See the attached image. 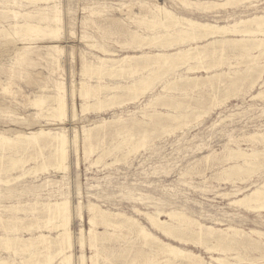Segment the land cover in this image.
I'll list each match as a JSON object with an SVG mask.
<instances>
[{
	"label": "rangeland",
	"instance_id": "1",
	"mask_svg": "<svg viewBox=\"0 0 264 264\" xmlns=\"http://www.w3.org/2000/svg\"><path fill=\"white\" fill-rule=\"evenodd\" d=\"M177 1L0 0V134L14 142L12 145L6 144L0 147V151L3 150L2 153L0 152V156L4 157L2 160L0 159V259L4 260V263L1 264L59 263L60 256L54 254L55 244L49 245V242H55L54 238L61 230L58 227L56 229L59 219L51 218L43 205L63 201L68 202L71 214L68 229L72 246L66 251L67 255H71V264H81L79 263L81 254L89 259L86 264H91V257L93 259L96 255L93 259L96 264H113L114 262L115 264H121L120 262L125 264L130 263L134 253L140 254L139 257L142 255V259L139 258L138 260L139 263L149 264L145 255H151V252L156 250L155 246L157 244H155L156 242L153 244L152 240L150 242L153 245L148 242L149 240L145 243L141 239V242H143L141 246L140 238H137V229L129 226L131 222L138 223L140 227L163 242L167 241V243L181 249L201 255L206 263H211V260L208 259L216 256L220 258H226L227 256L226 260L230 264L237 263L233 259L234 257H240L242 259L241 264H249V260H251L249 261L251 263L264 261V247L260 246L264 245V237L252 234L254 231L264 234V209L254 208L253 210L255 204H249V206L246 204L245 206L242 203H234L247 193L250 194L264 182V84L257 81V84L252 85L258 74L261 73L263 75L262 79H264V59L262 60L264 55L258 56V60L255 59L254 61L252 57L259 53V51H256L257 49L245 53L240 49L233 48L229 43H226L223 47L216 44L213 57L212 54L209 55L205 58L206 61L203 59L204 62L178 61L174 65L161 67L162 69L157 68L155 74H153L154 76H151V78L154 77L153 85L151 84V87L154 88L147 90L144 93L146 95H139L135 102H128L129 105L124 104L120 107L117 105L118 99L124 101L130 98V95L134 98V94L127 95V93L118 92L119 96L112 105L109 102L98 105L93 104V99L90 98L83 101V98L78 94L76 87H79L81 82H85L88 86L125 84L127 82V79L118 76L92 75L91 73L94 70L89 71L88 75L82 74L85 61L96 64L98 57H107V53H105L106 55L103 54V50L111 52L113 54L112 58L139 55L142 52L154 54L158 50H162L158 45L149 42L151 41L150 38L156 36L157 39L159 38L158 40L163 41L166 37H164V34L173 32L178 27L171 28V23L167 29L168 31H164L159 26L142 24L140 21L144 18L150 20L156 5L165 7L180 18H193L192 20L200 23L226 26L256 15L261 14L264 16V9H262L264 8V0H250L249 2L246 1L247 3L239 2L232 6L211 8V10L201 9L203 5L199 3L205 1L222 2L224 0H179V3ZM185 3L192 5L188 8ZM57 16L60 19L58 25H54L53 22L51 23L46 19ZM26 24L39 29L48 26L52 28L59 26L60 33L46 35L39 31H27L24 28ZM14 27L15 29H13ZM134 32H140L141 34H139L146 38L139 49L133 45H127L131 39V34ZM226 37L239 38L236 35H227ZM256 37L264 38V35L258 34ZM199 41L198 43L202 44L207 40L201 39ZM195 43L197 42L187 44ZM187 44H184V46H187ZM55 47H60L61 52H58ZM208 48L212 49L211 46H208ZM174 49H176V46L172 49L169 48L168 51L172 52ZM246 58H249L250 62H244L248 60ZM176 65L181 68H177V70ZM188 67L192 68L190 72L187 70ZM243 70L245 71L243 72ZM248 71L252 72L249 74ZM247 74L249 80L252 78L250 82L244 80L247 79ZM136 75V78L141 76V74L140 76L139 74ZM191 78H197V82ZM228 78L230 79L228 80ZM186 79L193 80V82L189 80L187 82ZM156 80L158 82H155ZM57 83L64 85L67 97L65 98L67 103L65 121L62 122L59 118L57 119L47 112L51 105V101L48 100L57 95ZM236 83L241 86L238 87ZM163 85H167L166 90L163 89ZM249 86H254V89ZM236 87L238 88L236 89ZM231 89L233 90L231 91ZM48 96L49 99H47ZM38 97H45L46 99V104L41 105V108L33 105V100L35 101ZM156 97L160 99L157 102ZM152 99L154 100L152 101ZM82 103H87L90 108L87 109L85 114L81 112ZM222 103L224 106H222ZM72 112L78 115L74 118ZM240 112L244 113L241 114ZM126 115H130V117ZM173 116L178 118H171ZM223 120L227 122L225 123ZM107 121L111 123H107ZM173 122L174 124H172ZM41 129L57 134L66 132L64 134L67 138L65 146L67 154L63 161L65 170L64 167L61 170L62 166L59 168L57 165L60 156L55 157L56 160L51 157V161L55 160L54 162L49 161L50 157H47L49 156L47 153H50L49 149L47 150L48 147L43 148L41 153L40 151L37 153L38 151L35 150L36 148L32 146L31 142L20 139L23 135ZM84 131L89 134L91 138L89 141L84 140ZM143 137L145 138L143 139ZM247 137L248 141L246 140ZM254 137L256 139H253ZM259 141L263 143L261 144ZM137 143L141 144L138 145ZM20 144L22 145L20 146ZM134 144L138 146H134ZM90 145L94 146L93 150L89 154L84 153L85 147L88 148ZM32 147L33 149H31ZM31 150L35 151L32 152ZM230 151L231 154H229ZM233 152H236L235 155L239 152L247 155L257 152V156L248 159L259 164L258 171L255 168L252 174L244 173L245 177H243V174L230 171L229 169L234 166L242 165V167L247 168L245 163H241L244 158L240 155L237 156L239 159L236 158ZM134 153L135 155H133ZM9 158L14 162L9 161ZM19 158H21L20 161ZM15 160L17 161L15 162ZM4 170L5 173H3ZM236 174L239 175L235 176ZM260 174L262 176H259ZM7 180L8 184L6 183ZM244 180L245 182H243ZM235 189L239 191L236 192ZM235 194L239 197L236 198ZM92 205L95 208L89 211L88 209ZM98 210L99 212L105 211L107 214L103 218L99 217ZM155 212H161L162 221L167 222L175 230H172L171 238L159 235L148 223L145 215L150 213V215H154ZM168 213H178L186 218L181 224V228L178 227L176 220H170L166 217ZM93 215L98 217L96 216L94 224L90 225L88 221ZM119 216L125 220L123 221ZM105 219H110L112 223L116 222V224L124 225L125 223V226L114 228L113 225L110 226L105 222H101ZM199 225L203 228V234L207 233L208 228L213 229L212 236L209 237L208 234H204V236L208 235L204 238V242L208 246L204 242L198 244L199 242L196 240ZM90 229L92 232H89ZM80 230H82V235ZM192 230L193 232H191ZM221 231L224 234L223 243H225V246H227V243L230 244L231 248H234L229 250L230 247L228 246V251H226L227 247L220 251H207V247L216 244L215 239H212V237L217 236L218 233L219 237L223 236ZM233 231H241L242 234L232 233ZM188 232L191 233V236L193 234L194 236L190 238ZM86 233H90V235ZM39 234H44L49 239L47 241L39 240L40 238L37 239ZM225 234L227 235L225 236ZM93 236H97L93 242L95 247L90 248V243L93 241H90V239H93ZM15 237L24 239L36 237V246L28 249L22 241H17V243L16 240L14 245L13 240ZM194 237L195 240H193ZM208 237L210 240H208ZM10 238L11 248L6 251L3 247L7 245V241L4 242V240ZM180 238L183 240H180ZM81 239L84 242L83 249L80 246ZM252 240H255V242ZM38 241L40 244L37 243ZM147 244L149 245L145 248ZM139 246L143 251L140 252L137 249ZM121 248L123 251H121ZM231 250L232 252H230ZM207 252L208 254H206ZM109 259L111 262H109ZM212 264L216 263L213 262Z\"/></svg>",
	"mask_w": 264,
	"mask_h": 264
},
{
	"label": "bare ground",
	"instance_id": "2",
	"mask_svg": "<svg viewBox=\"0 0 264 264\" xmlns=\"http://www.w3.org/2000/svg\"><path fill=\"white\" fill-rule=\"evenodd\" d=\"M45 1H47V0H45ZM176 1V0H175ZM179 1V0H178ZM177 1V2H178ZM181 1V0H180ZM246 1H250V0H224V1H222V2H215V1H205L204 3H199V4H201V5H203L202 6V8L201 9H204V10H207V9H210L211 10V8H222V7H225V6H232V5H234V4H236V3H239V2H246ZM256 1V0H255ZM197 2V1H196ZM171 3V2H170ZM179 3V2H178ZM247 3V2H246ZM251 3V2H250ZM254 3V2H253ZM258 3V2H257ZM137 4V3H136ZM144 4H146V3H144ZM187 6H188V8H189V6L190 5H192V4H189V3H185ZM195 4V3H194ZM199 4H197V5H199ZM249 4V3H248ZM196 5V4H195ZM200 5V6H201ZM251 5V4H250ZM259 5H261V4H259ZM142 6V5H141ZM179 6V5H178ZM240 6V5H239ZM242 6V5H241ZM257 6V5H256ZM139 7V6H138ZM145 7V6H144ZM182 7H183V5H182ZM197 7V6H196ZM235 7V6H234ZM185 8H187V7H185ZM195 8V7H194ZM199 8V7H198ZM232 8V7H231ZM236 8H238V7H236ZM251 8V7H250ZM256 8V7H255ZM258 8V7H257ZM176 9V8H175ZM184 9V8H183ZM235 9V8H234ZM233 9V10H234ZM245 9V8H244ZM262 9H264V8H262ZM191 10V9H190ZM245 10H247V9H245ZM259 10V9H258ZM148 11V10H147ZM214 11V10H213ZM192 12V11H191ZM202 12V11H201ZM204 12V11H203ZM209 12V11H208ZM216 12V11H215ZM214 12V14H216ZM152 13V12H151ZM197 13V12H196ZM261 13H262V11H261ZM148 14V13H147ZM153 15L151 16V18H150V20H148V19H145L144 18V20H142V21H140V22H142V24L144 23V24H151V25H153V26H159L160 27V29L161 28H163L164 29V31L165 30H167L170 26H171V28H175V27H178V28H176L173 32H168L167 34H164V37H165V40H158L157 38H156V36L155 37H153V38H150V40L151 41H149V42H152V44H154V45H158V47H160V49L162 48V50H158L156 53H154V54H149V53H145V52H142V53H140L139 55H131V56H123V57H120V58H112L111 56H113V54L111 53V52H109V51H105V50H103V54H105V53H107V57H98L97 59H96V64H93V63H89V62H87V61H85L84 63H83V70H82V74H89V71H92V70H94L91 74L92 75H97V76H99V75H101V74H104V75H109V76H118V77H120V78H124V79H127V82H125V84H120V83H115V84H112V85H102V84H97V85H91V86H88L85 82H81L80 83V85H79V87H76L77 88V90H78V94L80 95V97L81 98H83V101L85 100V99H93V104H101V103H105V102H109V103H111L110 105H112L113 104V102H115V100H117V98H118V92H123V93H127V95H130V94H134V98H133V96L132 95H130L129 97L130 98H128L127 100H124V101H119V99H118V101H117V105H118V107H120V106H124V104L126 105V104H128V102H131L132 103V101H134L135 102V100H137V98H138V96L139 95H143L147 90H149L150 88L151 89H153L154 87H151V84L153 83V79H154V77L153 78H151V76H154L153 74H155V71H156V69L157 68H164V66H171V65H174V63L176 64V62H178V61H187V62H195V61H202V62H204L203 61V59L206 61V57H208L209 55H211L212 54V57H213V53L216 51V47H215V45L216 44H219L220 46H222L223 47V45H225L226 43H229V44H231L232 45V47L233 48H236V49H240V50H242V51H244L245 53H248L247 51H250V50H253V49H257L256 51H259V53L256 55V56H253L252 57V60L254 59V61H255V59H257L258 58V56H262V55H264V38H257L256 36L258 35V34H262V35H264V16L263 15H256V16H253V17H250V18H248V19H245V20H241V21H239V22H235L233 25H230V26H226V25H217V24H211V23H200V22H197V21H194V20H192V19H188V18H180V17H177L173 12H171V11H169L168 9H166L165 7H162V6H157L156 5V7H155V9H154V11H153V13H152ZM201 14V13H200ZM207 14V13H206ZM211 14V13H210ZM178 15V14H177ZM54 16V15H53ZM144 17V16H143ZM231 17H232V15H231ZM234 18V17H233ZM241 18V17H240ZM48 21H50L51 23L53 22L54 23V25H58V22H60V19L58 18V16L57 17H54V18H46ZM143 19V18H142ZM47 20H45V21H47ZM231 20V19H230ZM236 20V19H235ZM229 21V20H228ZM212 22V21H211ZM172 23V25H170L169 26V24H171ZM219 23V22H218ZM233 23V22H232ZM229 24V23H228ZM49 25H51V24H49ZM148 27V26H147ZM27 31H39V32H42V33H45L46 35H48V34H55V35H57V34H59L60 33V28H59V26H57L56 28H52V27H46V28H44V29H39V28H37V27H35V26H32V25H29V24H26L25 25V27H24ZM13 29H15V27L13 28ZM37 29H39V30H37ZM153 29V28H152ZM159 29V28H158ZM163 29H162V31H163ZM139 31V30H138ZM151 31V30H150ZM156 31V30H155ZM161 31V32H162ZM163 31V32H164ZM168 31V30H167ZM171 31V30H170ZM38 32V33H39ZM158 32H160L159 30H158ZM162 32V33H163ZM15 33V32H14ZM131 33V32H130ZM140 33V32H139ZM139 33H137V32H134V33H132L131 34V39H130V41H129V43L127 44L128 46L129 45H133L135 48H141V44L143 43L144 44V40L146 41V38H145V36H141ZM150 34V33H149ZM156 34V33H155ZM227 35H236V36H238L239 38H228V37H226ZM147 37V36H146ZM162 37V36H161ZM162 39H164L163 37H162ZM201 39H206L207 41L205 42V43H202V44H199L200 43V41L199 40H201ZM148 40V39H147ZM198 41H199V43H198ZM203 42H204V40H202ZM193 43V42H197V43H195V44H190V45H188L187 43ZM151 44V45H152ZM184 44H187V46H184ZM150 45V44H149ZM148 45V46H149ZM150 45V46H151ZM123 46V45H122ZM153 46V45H152ZM176 46V49H174V51H172V52H170V51H168V49L169 48H171L172 49V47H175ZM177 46H179V47H177ZM208 46H211L212 47V49L210 50L209 48H208ZM120 47H121V45H120ZM157 47V48H158ZM55 48H57V51L58 52H61V50H59L60 49V47H55ZM133 48V47H132ZM153 48V47H152ZM156 48V49H157ZM217 48H218V46H217ZM62 49V48H61ZM155 49V50H156ZM150 50V49H149ZM222 50V49H221ZM151 51V50H150ZM254 51V50H253ZM240 52V51H239ZM151 53V52H150ZM222 53V52H221ZM112 54V55H111ZM106 55V54H105ZM218 55H220V54H218ZM252 55V54H251ZM115 56V55H114ZM244 56V55H243ZM250 56V55H249ZM245 57V56H244ZM243 57V58H244ZM242 58V57H241ZM242 58V59H243ZM250 58V57H249ZM249 58H246V59H248V60H245L244 62H250V59ZM260 58V57H259ZM264 58H262V60H263ZM224 60V59H223ZM258 60V59H257ZM259 60H261V59H259ZM261 60V61H262ZM243 62V63H244ZM260 62V61H259ZM57 63V62H56ZM180 63V62H179ZM179 63H177V64H179ZM198 63H200V62H198ZM224 63V62H223ZM264 63V62H263ZM242 64V63H241ZM254 65H256L255 63H254ZM253 65V66H254ZM221 66V65H220ZM176 67V69L177 68H181V67H178L177 65L175 66ZM246 67V66H245ZM251 67V66H250ZM264 67V66H263ZM161 68V69H162ZM247 68H249V67H247ZM256 68H258V67H256ZM192 68L191 67H188L187 68V70L190 72V70H191ZM230 69H231V67H230ZM255 69V68H254ZM171 70V69H170ZM178 70V69H177ZM234 70V69H233ZM246 70V69H245ZM245 70H243V72L245 71ZM259 70V72H261L260 71V69H258ZM173 71V70H172ZM257 71V70H256ZM174 72V71H173ZM187 72V71H186ZM236 72V71H235ZM242 72V73H243ZM249 72V74H250V72H252V71H248ZM264 72V71H263ZM188 73V72H187ZM239 73V72H238ZM237 73V74H238ZM246 73V72H245ZM136 74H139V76H140V74H141V76L140 77H135V75ZM143 74V75H142ZM169 74V73H168ZM171 74V73H170ZM227 74V73H226ZM253 74H255V73H253ZM253 74H251V75H253ZM180 75V74H179ZM178 75V76H179ZM223 75H225V74H223ZM223 75H221V76H223ZM232 75H234V74H232ZM243 75H245L244 73H243ZM248 75V74H247ZM83 76V75H82ZM86 76V75H85ZM137 76V75H136ZM177 76V75H176ZM175 76V77H176ZM255 76V75H254ZM262 76L263 75H261V73L260 74H258V76H257V78H256V80L253 82V84L252 85H254V83H256L257 81H260V82H262V84H264V79H262ZM179 77H182V76H179ZM213 77V76H212ZM239 77V76H238ZM244 77V76H243ZM242 77V79H244ZM248 77H249V75L246 77L247 79H244V80H249L248 79ZM235 78V77H234ZM234 78H233V80H234ZM156 79H157V76H156ZM161 79V78H160ZM164 79V78H163ZM191 79H195V81L197 80V78H191ZM230 78H228V80H229ZM236 79V78H235ZM239 79V78H238ZM237 79V80H238ZM252 79V78H251ZM250 79V80H251ZM120 80H122V79H120ZM129 80V81H128ZM190 81V79H186V81L187 82H189ZM193 80H191L192 82H193ZM241 80V79H240ZM250 80L248 81V82H250ZM160 81V80H159ZM185 81V82H186ZM190 81V82H191ZM206 81V80H205ZM209 81V80H208ZM220 81V80H219ZM239 81V80H238ZM243 81V80H242ZM155 82H158V80H156ZM178 82V81H177ZM197 82V81H196ZM230 83H231V81H229ZM259 82V83H260ZM61 83V82H60ZM60 83H57V85H56V88H57V95L56 96H54V97H52V98H50L51 100H48L49 102L51 101V105H50V107L47 109V112H49V115H51V116H54V117H56L57 119L59 118V120H61V122L64 120V118H65V116H66V108H67V103H66V99L65 98H67L66 97V92H65V88H64V85H62V84H60ZM172 83V82H171ZM175 83V82H174ZM173 83V84H174ZM179 83V82H178ZM181 83V82H180ZM208 83V82H207ZM240 83H241V81H240ZM246 84H247V82H245ZM252 83V82H251ZM160 84H161V82H160ZM167 84H168V82H167ZM170 84V83H169ZM185 84V83H184ZM188 84V83H187ZM191 84V83H190ZM232 84V83H231ZM238 84V87L239 86H241L239 83H236V85ZM242 84V83H241ZM244 84V83H243ZM245 84V85H246ZM257 84V83H256ZM153 85V84H152ZM157 85V84H156ZM209 85V84H208ZM247 85H249V84H247ZM246 85V86H247ZM155 86V85H154ZM164 86V85H163ZM167 86V85H166ZM166 86H164L163 87V89L164 90H166ZM184 86V85H183ZM195 86V85H194ZM231 86V85H230ZM233 86V85H232ZM264 86V85H263ZM159 87V86H158ZM161 87V86H160ZM227 87V86H226ZM234 87V86H233ZM232 87V88H233ZM238 87H236V89L238 88ZM250 87V86H249ZM254 86H251L250 88H253ZM162 88V87H161ZM171 88V87H170ZM173 88V87H172ZM196 88V87H195ZM261 88V87H260ZM157 89V88H156ZM155 89V90H156ZM254 89V88H253ZM252 89V90H253ZM263 89V88H262ZM42 90H44V89H42ZM73 90V89H72ZM75 90V89H74ZM175 90V89H174ZM233 89H231V91H232ZM241 90V89H240ZM160 91V90H159ZM43 92V91H42ZM149 92V91H148ZM163 92H165V91H163ZM162 92V93H163ZM247 92V91H246ZM264 92V91H263ZM75 93V92H74ZM117 93V94H116ZM158 93V92H157ZM161 93V92H160ZM250 93H251V91H250ZM252 93H254L253 91H252ZM100 94H101V96H100ZM103 94V95H102ZM164 94V93H163ZM237 94V93H236ZM243 94V93H242ZM260 94V93H259ZM122 95V94H121ZM144 95H146V94H144ZM72 96H73V94H72ZM103 96V97H102ZM153 96V95H152ZM151 96V97H152ZM240 96H242V95H240ZM257 96V95H256ZM213 97V96H212ZM257 97H259V96H257ZM264 97V96H263ZM223 98V97H222ZM249 98V97H248ZM259 98H261V97H259ZM258 98V99H259ZM47 99H49V96H48V98ZM122 99V98H121ZM125 99V98H124ZM156 99V102H157V100H160V99H157V97L155 98ZM162 99V98H161ZM172 99V98H171ZM176 99V98H175ZM235 99H237L236 97H235ZM234 99V100H235ZM257 99V98H256ZM154 99H152V101H153ZM241 100H242V98H241ZM147 101V100H146ZM170 101V100H169ZM175 101V100H174ZM225 101V100H224ZM33 105L35 106H40L39 108H41V105L42 106H44L43 104L46 102V99H45V97H38V98H36L35 99V101L33 100ZM68 102V101H67ZM89 102V101H88ZM148 102V101H147ZM229 102V101H228ZM232 102V101H231ZM242 102V101H241ZM248 102V101H247ZM31 103V102H30ZM153 103V102H152ZM151 103V104H152ZM212 103V102H211ZM214 103V102H213ZM215 103H217V102H215ZM225 103V102H224ZM227 103V102H226ZM46 104V103H45ZM69 104V103H68ZM139 104V103H138ZM137 104V105H138ZM223 104V103H222ZM221 104V105H222ZM70 105V104H69ZM129 105V104H128ZM142 105V104H141ZM148 105V104H147ZM170 105V104H169ZM100 106V105H99ZM210 106H212V105H210ZM222 106H224V104L222 105ZM236 106V105H235ZM126 107V106H125ZM167 107H168V105H167ZM175 107V106H174ZM216 107V106H215ZM218 107V106H217ZM253 107V106H252ZM74 108V107H73ZM81 108V112L82 113H84L85 114V112L87 111V109L89 108V105L87 104V103H82V106L80 107ZM114 108V107H113ZM122 108V107H121ZM90 109V108H89ZM108 109V108H107ZM111 109V108H110ZM139 109V108H138ZM142 109V108H141ZM140 109V110H141ZM183 109V108H182ZM213 109V108H212ZM216 109V108H215ZM99 110H101V109H99ZM167 110V109H166ZM170 110V109H169ZM236 110V109H235ZM251 110V109H250ZM67 111H68V109H67ZM79 111H80V109H79ZM89 111V110H88ZM168 111V110H167ZM189 111V110H188ZM264 111V110H263ZM47 112H46V114H47ZM74 112V111H73ZM72 112V113H73ZM121 112V111H120ZM126 112H128V111H126ZM125 112V113H126ZM172 112V111H171ZM171 112H169V113H171ZM176 112V111H175ZM178 112H180V111H178ZM123 113V112H122ZM132 113V112H131ZM136 113V112H135ZM173 113V112H172ZM187 113V112H186ZM241 113V112H240ZM242 113H244V112H242ZM241 113V114H242ZM261 113H262V111H261ZM67 114H68V112H67ZM134 114V113H133ZM132 114V115H133ZM237 114V113H236ZM236 114H234V115H236ZM246 114V113H245ZM263 114V113H262ZM48 115V114H47ZM70 115V114H69ZM78 115V114H77ZM76 114H74L73 113V116L72 117H76L77 116ZM83 115V114H82ZM135 115V114H134ZM150 115V114H149ZM155 115H157L156 113H155ZM205 115V114H204ZM203 115V116H204ZM260 115V114H259ZM118 116V115H117ZM120 116V115H119ZM122 116V115H121ZM124 116V115H123ZM127 117H130V115L128 116V115H126ZM153 116H154V114H153ZM169 116H171V115H169ZM239 116V115H238ZM245 116V115H244ZM262 116V115H261ZM149 117V116H148ZM152 117V116H151ZM200 117V116H199ZM230 117H231V115H230ZM120 118V117H119ZM150 118V117H149ZM155 118V117H154ZM153 118V119H154ZM168 118V117H167ZM171 118H173V119H177L178 117H176V116H173V117H171ZM196 118V117H195ZM229 118V117H228ZM69 119V118H68ZM73 119V118H72ZM160 119V118H159ZM186 119V118H185ZM199 119V118H198ZM198 119H196V120H198ZM125 120V119H124ZM227 120V119H226ZM230 120V119H229ZM65 121V120H64ZM117 121V120H116ZM120 121V120H119ZM123 121V120H122ZM179 121V120H178ZM224 121V120H223ZM195 122V121H194ZM225 122V121H224ZM223 122V123H224ZM227 122V121H226ZM225 122V123H226ZM104 123V122H103ZM107 123H111V122H109V121H107ZM115 124L117 123V122H114ZM121 123L119 122V125H120ZM172 124H174V122L172 123ZM104 125V124H103ZM110 125H113V124H110ZM118 125V124H117ZM217 125V124H216ZM183 126H184V124H183ZM182 126V127H183ZM194 126V125H193ZM101 127V126H100ZM99 127V128H100ZM104 127V126H103ZM171 127V126H170ZM186 127H188V126H186ZM195 127V126H194ZM95 128V127H94ZM93 128V130H95ZM106 128V127H105ZM104 128V129H105ZM108 128V127H107ZM113 128V127H112ZM122 128V127H121ZM190 128V127H189ZM192 128V127H191ZM61 129V128H60ZM96 129H98V128H96ZM172 129V128H171ZM170 129V130H171ZM49 130V129H48ZM103 130V129H102ZM101 130V131H102ZM164 130V129H163ZM256 130V129H255ZM262 130H263V128H262ZM96 131V130H95ZM99 131V130H98ZM105 131V130H104ZM165 131H166V129H165ZM168 131V130H167ZM259 131H261V130H259ZM60 132H62V131H60ZM85 133L87 132V131H84ZM100 132V131H99ZM141 132H143V131H141ZM156 132V131H155ZM251 132H253V131H251ZM254 132H256V131H254ZM64 133H66V132H64ZM64 133H62V134H57V133H51V131H44V130H39V131H37V132H32V133H29L28 135H23V136H21L20 137V139H25V140H27L28 142H31L32 143V146H34L35 148V150H37L38 152L37 153H39V151H40V153L42 152V149L43 148H47V150L49 149V151H50V153H47V154H49V156H47L48 158L50 157V160L49 161H51V157H53V158H55V157H57V156H60V161L58 162V166H59V168H60V166H62V168H61V170L63 169V167H64V170H65V166L63 165L64 163H63V161L65 160V157H66V154H67V150H66V142H67V138H66V136H65V134ZM84 133V135H83V137H84V140H90L91 138H90V136H89V134L88 133H86L85 134ZM91 134V133H90ZM102 134H103V132H102ZM123 134V133H122ZM156 134V133H155ZM247 134V133H246ZM250 134V133H249ZM248 134V135H249ZM100 135V134H99ZM132 135V134H131ZM145 135H147V134H145ZM145 135H143V136H145ZM152 135H153V133H152ZM92 136H93V134H92ZM91 136V137H92ZM126 136V135H125ZM150 137H152L151 135H149ZM18 137V136H17ZM69 137V136H68ZM146 137V136H145ZM145 137H143V139L145 138ZM103 138V137H102ZM250 138H252V137H250ZM19 139V138H18ZM76 139V138H75ZM96 139V138H95ZM94 139V140H95ZM105 139V138H104ZM121 139V138H120ZM136 139V138H135ZM143 139H141L142 141H143ZM148 139V138H147ZM229 139V138H228ZM244 139V138H243ZM243 139H241V140H243ZM253 139H256L255 137L253 138ZM260 139V138H259ZM146 140V139H145ZM247 141H248V137H247V139H246ZM73 141H75V140H73ZM83 141V140H82ZM92 141V140H91ZM136 141V140H135ZM147 141V140H146ZM145 141V142H146ZM230 141V140H229ZM250 141V140H249ZM22 142V141H21ZM85 142V141H84ZM84 142H83V144H84ZM94 142V141H93ZM92 142V143H93ZM101 142V141H100ZM231 142V141H230ZM238 142V141H237ZM251 142V141H250ZM255 142H257V141H255ZM260 142V141H259ZM264 142V141H263ZM263 142H260L261 144L263 143ZM75 143V142H74ZM77 143V142H76ZM142 143V142H141ZM141 143H137L138 145H140ZM228 143V142H227ZM234 143H235V141H234ZM253 143V142H252ZM12 145V144H14V142L12 141V140H10V139H8V138H6V137H3L1 134H0V147L1 146H3V145ZM16 144V143H15ZM29 144V143H28ZM87 144H88V142H87ZM135 145L134 144V146H138V145ZM144 144V143H143ZM147 144V143H146ZM236 144V143H235ZM18 145V144H17ZM22 144H20V146H21ZM26 145V144H25ZM25 145H23V146H25ZM93 145H95V144H93ZM232 145V144H231ZM254 145H256V144H254ZM22 146V147H23ZM31 146V145H30ZM29 146V147H30ZM100 146H101V144H100ZM117 146V145H116ZM234 146V145H233ZM250 146V145H249ZM259 146V145H258ZM261 146V145H260ZM6 147V146H5ZM29 147H27V148H29ZM94 147V146H93ZM93 147L90 145V147H88V148H86L85 147V151H84V153H88L89 154V152H91L92 150H93ZM118 147V146H117ZM239 147V146H238ZM262 147V146H261ZM84 148V147H83ZM98 148V147H97ZM110 148V147H109ZM115 148V147H114ZM135 148V147H134ZM138 148V147H137ZM142 148H144V147H142ZM146 148V147H145ZM233 148V147H232ZM236 148V147H235ZM256 148V147H255ZM254 148V149H255ZM31 149H33V147L31 148ZM263 149V148H262ZM2 150V149H1ZM7 150V149H6ZM5 150V151H6ZM34 150V151H35ZM95 150H96V148H95ZM232 150V149H231ZM239 150V149H238ZM243 150H245V149H243ZM248 150V149H247ZM32 151V150H31ZM34 151H32V152H34ZM44 151V150H43ZM77 151V150H76ZM226 151V150H225ZM224 151V152H225ZM253 151V150H252ZM254 151H256V150H254ZM1 153L3 152V150L2 151H0ZM127 152V151H126ZM126 152H123V153H126ZM131 152V151H130ZM226 152H228V151H226ZM246 152H248V151H246ZM251 152V151H250ZM263 152V151H262ZM234 153V156H236V158H238L239 156L238 155H240V157H243L244 158V161L243 162H241V163H245V165L247 166V168H244V167H242V165L241 164H239V165H241V166H234V167H229L230 169V171L232 170V171H235L236 173H239V174H243L244 175V173H251L252 174V172H253V170L256 168L257 169V171H258V169L259 168H257L258 167V163H256V162H251V161H249V159L248 158H250V157H255V156H257L258 155V153L256 152H253L252 154H249V155H247V154H243V153H240L239 152V154H237V155H235V153L236 152H233ZM103 154V153H102ZM102 154H101V156H102ZM115 154V153H114ZM227 154V153H226ZM229 154H231V151H230V153ZM2 155V154H1ZM3 155H4V153H3ZM44 155V154H43ZM104 155V154H103ZM133 155H135V153L133 154ZM45 156V155H44ZM43 156V157H44ZM69 156V155H68ZM67 156V157H68ZM211 156V155H210ZM238 156V157H237ZM8 157V156H7ZM16 157V156H15ZM75 157V156H74ZM132 157V156H131ZM2 158H4V157H2V156H0V159L2 160ZM77 158V157H76ZM102 158V157H101ZM257 158V157H256ZM10 159V158H9ZM8 159V160H9ZM20 159L21 158H19V161H20ZM43 159V158H42ZM45 159H47L46 157H45ZM239 159V158H238ZM252 159H254V158H252ZM260 159V158H259ZM263 159H264V154H263ZM3 160H5V159H3ZM7 160V159H6ZM5 160V161H6ZM55 160H56V158H55ZM54 160V161H55ZM98 160H99V158H98ZM103 160V159H102ZM207 160V159H206ZM240 160H242L241 158H240ZM239 160V161H240ZM251 160V159H250ZM9 161H13V160H9ZM17 160H15V162H16ZM18 161V162H19ZM45 161H47V160H45ZM53 161V160H52ZM51 161V162H52ZM53 161V162H54ZM86 161V160H85ZM231 161V160H230ZM232 161H234V160H232ZM255 161V160H254ZM263 161V160H262ZM2 162V161H1ZM14 162V161H13ZM44 162V161H43ZM94 162V161H93ZM208 162V161H207ZM207 162H205V163H207ZM210 162V161H209ZM236 162H237V160H236ZM235 162V163H236ZM264 162V161H263ZM233 163V162H232ZM232 163H230V164H232ZM262 163V162H261ZM8 164V163H7ZM17 164V163H16ZM52 164V163H51ZM209 164V163H208ZM11 166H12V164H10ZM14 165H15V163H14ZM244 165V166H245ZM5 166V165H4ZM225 166V165H224ZM245 166V167H246ZM1 167V166H0ZM8 167H10V166H8ZM14 167V166H13ZM16 167V166H15ZM263 167V166H262ZM11 168V167H10ZM15 169V168H14ZM44 169V168H43ZM262 169V168H261ZM260 169V170H261ZM63 170V171H64ZM226 170V169H225ZM263 170V169H262ZM0 171H1V169H0ZM6 171H8V170H6ZM11 171V170H10ZM57 171V170H56ZM226 172V171H225ZM254 172H256V171H254ZM2 173V172H1ZM3 173H5V170H4V172ZM233 173V172H232ZM239 174H236L235 176H237V175H239ZM250 175V174H249ZM185 176V175H184ZM252 176V175H251ZM259 176H262V174H260ZM243 177H245V175L243 176ZM242 177V178H243ZM249 177V176H248ZM233 178H235V177H233ZM237 178V177H236ZM247 178V177H246ZM241 180V179H240ZM238 181V180H237ZM4 182V181H3ZM243 182H245V180L243 181ZM253 182H255V181H253ZM259 182V181H258ZM6 183L8 184V180L6 181ZM250 184H252V183H250ZM0 185H1V183H0ZM5 185V184H4ZM257 185V184H256ZM252 187H253V185H251ZM239 188V187H238ZM241 190V189H240ZM235 191H236V189H235ZM239 190H237L236 192H238ZM236 195V194H235ZM241 195V194H240ZM227 196V195H226ZM234 196V195H233ZM237 196L238 195H236V198H237ZM239 197V196H238ZM233 203V202H232ZM234 203L236 204V203H242V204H245V206H246V204L249 206V204H255V206L253 207V210H254V208H258V210L260 209H264V182H262L255 190H253L250 194H248L247 193V195H245L243 198H241L240 200H238V201H234ZM230 204V203H229ZM232 205H234V204H232ZM238 205V204H237ZM241 205V204H240ZM43 206H45V209H46V212H48V215L49 216H51V218H55V219H59V221L57 222L58 224H56V229H58V228H60L61 230H60V232L58 233V235L57 236H55V242L54 241H52V242H49V245H52V243H54L55 245L54 246H56L55 248V252H54V254L57 256H60V259H59V263L58 264H71V261H70V259H71V255H67V253H66V251L68 250V249H70L71 248V246H72V244H71V241H70V237H69V229H68V223H69V221H70V218H71V214H70V210H69V208H68V202L67 201H63V202H60V203H58V202H55V203H53V204H45V205H43ZM239 206V205H238ZM252 206V205H251ZM153 207V206H152ZM244 207V206H243ZM242 207V208H243ZM8 208V207H7ZM11 208V207H10ZM94 206L92 205V206H90V208L88 209L89 211H92V210H94ZM2 209V208H1ZM9 209V208H8ZM12 209H14L13 207H12ZM248 209H251L250 207H248ZM252 210V209H251ZM257 210V211H258ZM6 211V210H5ZM44 211V210H43ZM80 211V210H79ZM263 211V210H262ZM3 213H4V211H2ZM1 212V213H2ZM96 212V211H95ZM98 212H99V210H98ZM252 212V211H251ZM256 212V211H255ZM94 213V212H93ZM89 214V213H88ZM107 213H105V211H100L99 213H98V216L99 217H104L105 215H106ZM151 214V213H150ZM150 214H146L145 216H146V219L148 220V223L151 225V227L154 229V230H156L158 233H159V235L161 234V235H163L164 237H170L171 238V236H172V230H174V229H172V227H170L171 225H168L167 224V222H165V221H162V219H161V212H155V214L154 215H150ZM260 214V213H259ZM2 216V215H1ZM48 216V217H49ZM97 215H93L92 216V218L88 221L89 223H90V225L92 224H94V221H95V217H96ZM97 216V217H98ZM106 217H108V216H106ZM105 217V218H106ZM115 217H116V215H115ZM166 217L167 218H169L170 220H176L177 222H178V227L179 228H181L180 226H181V224L184 222V219H186L184 216H181L180 214H178V213H168V214H166ZM53 218V219H54ZM119 218H121L120 216H119ZM50 219V218H49ZM100 219V218H99ZM116 219V218H115ZM115 219H113V220H115ZM121 219H123V217L121 218ZM130 219V218H129ZM1 220V219H0ZM110 220V219H109ZM107 220V219H105L104 221H101V222H105L107 225H113L114 226V228L115 227H121V226H125V223H124V225L122 224H116V222L115 223H112L111 221L112 220ZM125 219H123V221H124ZM188 220V219H187ZM57 221V220H56ZM117 221V220H116ZM131 221V220H130ZM192 221V220H191ZM1 222V221H0ZM122 222V221H121ZM168 222H170V221H168ZM172 223V222H171ZM127 224H129V223H127ZM175 224V223H174ZM215 224V223H214ZM217 224V223H216ZM88 225V224H87ZM176 225H177V223H176ZM183 225H185V224H183ZM196 225V224H195ZM112 226V227H113ZM127 226V225H126ZM130 227H134V228H136L137 229V238L139 237L140 239V242L142 241L141 239H143L144 240V242L145 241H148L149 243H151L150 241L152 240L153 241V244H154V242H156L155 244H157V246H155L156 247V250H151L152 252H151V255H145V257L148 259V263L149 264H212L213 262L214 263H216V264H230L227 260H226V258H227V256H226V258H220V257H210V259H208V260H211L210 262L211 263H206L205 261H204V259H203V257L201 256V255H199V254H196V253H194V252H192V251H188V250H186V249H181V248H179V247H177V246H174V245H172V244H170V243H167V241L166 242H163L162 240H160L158 237H156L155 235H153L152 233H150V232H148V231H146L145 229H143L142 227H140L139 225H138V223H136V222H131L130 223V225H129ZM216 226V225H215ZM218 226V225H217ZM224 226V225H223ZM4 227V226H3ZM12 227V226H11ZM58 227V228H57ZM187 227V226H186ZM1 228V227H0ZM91 228V227H90ZM92 228H93V226H92ZM187 228H190V227H187ZM9 229V228H8ZM12 229V228H11ZM135 229V230H136ZM202 226H198V229L197 230H199V232H198V238L196 239V240H198V244H201V243H203L204 242V238L206 237V236H208L209 235V237L210 236H212V234H213V229L212 228H208L207 229V233H204V234H208V235H205L204 236V234L202 233ZM10 230V229H9ZM8 230V231H9ZM131 230V229H130ZM134 230V231H135ZM182 230V229H181ZM193 230H194V228H193ZM193 230L191 231V232H193ZM196 230V229H195ZM225 230V229H224ZM226 230H230V229H226ZM3 231V230H2ZM56 231V230H55ZM175 231V230H174ZM183 231H186V230H183ZM183 231H181V232H183ZM204 231H206V230H204ZM80 232H81V235H82V230H80ZM89 232H92V230L90 229L89 230ZM130 232V231H129ZM230 232V231H229ZM9 233V232H8ZM127 233V232H126ZM178 233V232H177ZM187 233V232H186ZM197 233V232H196ZM221 233H222V231H221ZM232 233H235V234H242V232L241 231H233ZM4 234V233H3ZM87 235H90V233L88 234V233H86ZM95 234V233H94ZM223 234V233H222ZM252 234H255V235H259V236H261V237H264V234L263 233H260V232H257V231H254V232H252ZM135 235V234H134ZM183 235V234H182ZM188 235H190V238L191 237H193L194 236V234H193V236H191V233L189 234V232H188ZM215 235H216V233H215ZM227 234H225V236H226ZM162 236V237H163ZM179 236V235H178ZM184 236V235H183ZM214 236V235H213ZM5 237V236H4ZM38 238L37 239H39V240H43V241H47V239H49V238H47V236L46 235H44V234H39V236H37ZM83 237V236H82ZM97 237V236H96ZM96 237L95 236H93L92 238L93 239H90V241L91 240H93L92 241V243H90V248H93V247H95V245H94V241L96 240ZM125 237V236H124ZM180 237V236H179ZM208 237V238H209ZM223 237H224V234H223V236L221 235L220 237H219V233L217 234V236H215V237H212V239L214 238L215 239V245L213 244V245H211L210 243V245H211V247H207V251H211V250H213V252H215V250H217V251H220V250H223V248L225 249V247H227V250L226 251H228V246L230 247V244H227L226 243V245L227 246H225V243H223ZM229 237V236H228ZM231 237V236H230ZM229 237V238H230ZM80 238H81V236H80ZM186 239H187V237H185ZM245 238V237H244ZM250 238V237H249ZM259 238V237H258ZM35 239H36V237H31V238H27V239H24V238H21V237H15L14 238V242H13V244L15 245V240H16V242L17 241H22L23 242V244H25V246L29 249V248H34L35 246H36V242H35ZM116 239V238H115ZM124 239V238H123ZM126 239V238H125ZM135 239V238H134ZM164 239V238H163ZM166 239V238H165ZM183 239H184V237H183ZM183 239H181L180 238V240H183ZM233 239V238H232ZM231 239V240H232ZM236 239V238H235ZM247 239H248V237H247ZM103 240V239H102ZM108 240V239H107ZM137 240V239H136ZM167 240V239H166ZM175 240V239H174ZM189 240V239H188ZM193 240H195V237H194V239ZM208 240H210V238L208 239ZM207 240V241H208ZM225 240H226V238H225ZM240 240V239H239ZM249 240V239H248ZM261 240V239H260ZM5 241H7L6 243H7V245H4V247L3 248H5V250L7 251V250H10V248H11V245L10 244H12V243H10L11 242V238L10 239H6V240H4V242ZM51 241V240H50ZM89 241V242H90ZM100 241V240H99ZM116 242H117V239L115 240ZM121 241V240H120ZM253 241V240H252ZM264 241V240H263ZM0 242H1V237H0ZM21 242V243H22ZM132 242V241H131ZM172 242H173V240H172ZM179 242V241H178ZM185 242V241H184ZM196 242V241H195ZM214 242V241H213ZM226 242V241H225ZM232 242V241H231ZM253 242H255V240L253 241ZM252 242V243H253ZM257 242V241H256ZM18 243V242H17ZM37 243H39V241L37 242ZM41 243H43V242H41ZM45 243V242H44ZM48 243V242H47ZM121 243V242H120ZM129 243V242H128ZM142 243L143 242H141V246H142ZM146 243V242H145ZM144 243V244H145ZM181 243V242H180ZM205 243V242H204ZM228 243H229V241H228ZM236 243V242H235ZM258 243V242H257ZM4 244V243H3ZM40 244V243H39ZM98 244V243H97ZM100 244V243H99ZM117 244V243H116ZM130 244H132V245H134L133 243H130ZM136 244H138V242H136ZM135 244V245H136ZM140 244V243H139ZM152 244V243H151ZM152 244V245H153ZM179 244V243H178ZM189 244V243H188ZM196 244V243H195ZM206 244V243H205ZM224 244V245H223ZM231 244H233V243H231ZM239 244V243H238ZM256 244V243H255ZM254 244V245H255ZM121 245V244H120ZM119 245V246H120ZM128 245V244H127ZM148 245L149 244H147L146 246H145V248L146 247H148ZM203 245V244H202ZM207 245V244H206ZM234 245V244H233ZM232 245V246H233ZM249 245V244H248ZM259 245V244H258ZM24 246V245H23ZM58 246V247H57ZM80 246H81V249H83V247H84V242H83V240L81 239L80 240ZM141 246H139V248L137 247V249H139V251L141 252V250L143 251V249H141ZM184 246V245H183ZM197 246V245H196ZM199 246V245H198ZM205 246V245H204ZM208 246V245H207ZM237 246V245H236ZM260 246H263L264 247V245H260ZM1 247V246H0ZM79 247V246H78ZM124 247V246H123ZM128 247V246H127ZM190 247V246H189ZM192 247V246H191ZM256 247V246H255ZM258 247V246H257ZM13 248V247H12ZM130 248V247H129ZM150 248V247H149ZM193 248H194V246H193ZM203 248V247H202ZM204 248H206V247H204ZM222 248V249H221ZM234 248V247H233ZM233 248H229V250L230 249H233ZM119 249V248H118ZM122 249V248H121ZM153 249V248H152ZM259 249V248H258ZM3 250V249H2ZM13 251H14V249H12ZM108 250V249H107ZM135 250H136V246H135ZM146 250V249H145ZM149 250V249H148ZM198 250H200V249H198ZM251 250V249H250ZM253 250V249H252ZM82 251V250H81ZM110 251V250H109ZM112 251H113V249H112ZM121 251H123V249L121 250ZM126 251V250H125ZM127 251H128V249H127ZM132 251V250H131ZM137 251V250H136ZM206 251V250H205ZM243 251H245V250H243ZM254 251H255V249H254ZM253 251V252H254ZM258 251V250H257ZM83 252V251H82ZM133 252V251H132ZM195 252H196V250H195ZM230 252H232V250L230 251ZM259 252V251H258ZM258 252H255V253H258ZM261 252H263V251H261ZM119 253H120V251H119ZM221 253V252H220ZM225 253H227V252H225ZM81 254V253H80ZM109 254V253H108ZM132 254V253H131ZM150 254V253H149ZM206 254H208V252L206 253ZM212 254H214V253H212ZM228 254V253H227ZM246 254V253H245ZM260 254V253H259ZM263 254V253H262ZM118 255V254H117ZM124 255H127V254H124ZM139 255L140 254H138V253H134V254H132V258H131V260H130V263H125V264H141V263H139L138 262V260H139V258H141L142 259V255L139 257ZM210 255V254H209ZM215 255V254H214ZM222 255V254H221ZM229 255V254H228ZM251 255H253L252 253H251ZM258 255V254H257ZM97 256V255H96ZM95 256V257H96ZM108 256V255H107ZM116 256V255H115ZM260 256H261V254H260ZM259 256V257H260ZM264 256V255H263ZM262 256V257H263ZM48 257V256H47ZM94 257V258H95ZM106 257V256H105ZM117 257V256H116ZM120 257V256H119ZM123 257V256H122ZM127 257V256H126ZM250 257V256H249ZM93 258V259H94ZM104 258V257H103ZM111 258H112V256H111ZM115 258V257H114ZM125 258V257H124ZM145 258V259H146ZM205 258V257H204ZM246 258V257H245ZM248 258V257H247ZM2 259H3V257H2ZM6 259V258H5ZM79 259H80V261H79V263H81V264H86L87 263V261L89 260L87 257H85L83 254H81L80 256H79ZM92 259V257H91V259H90V261H91V264H96V262L94 261ZM97 259V258H96ZM118 259V258H117ZM127 259H129V258H127ZM144 259V260H145ZM231 259V258H230ZM233 259H235L236 261H237V263H235V264H241V261H242V259L240 258V257H234ZM259 259V258H258ZM261 259V258H260ZM229 260V259H228ZM255 260V259H254ZM263 260H264V258H263ZM4 261V260H3ZM1 259H0V264L3 262ZM108 261V260H107ZM114 261H116V260H114ZM119 261H121V260H119ZM118 261V262H119ZM249 261H251V260H249ZM248 261V263L249 264H264V261H259V262H257V263H251V262H249ZM253 261V260H252ZM109 262H111L110 261V259H109ZM126 262V261H125ZM141 262V261H140ZM4 263V262H3ZM90 263V262H89ZM106 263V262H105ZM121 264H122V262H120ZM48 264V263H47ZM102 264V263H101ZM113 264H115V262L113 263ZM117 264H119V263H117ZM124 264V263H123ZM143 264H146V263H143Z\"/></svg>",
	"mask_w": 264,
	"mask_h": 264
}]
</instances>
